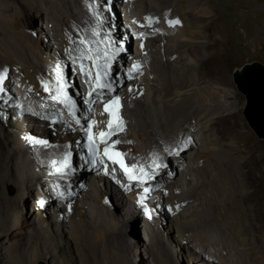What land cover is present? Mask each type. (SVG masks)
<instances>
[{"label": "bare ground", "instance_id": "obj_1", "mask_svg": "<svg viewBox=\"0 0 264 264\" xmlns=\"http://www.w3.org/2000/svg\"><path fill=\"white\" fill-rule=\"evenodd\" d=\"M217 4L216 0H137L135 10L140 14L125 13L128 18L124 22L120 13L114 16L109 0H0V72L4 73L0 82V246L4 247L0 264H35L36 259H44L39 252L42 244L57 257L61 254L63 261L53 263L47 256V264L64 263L68 255L57 248L65 249L68 241L62 243V239L70 238L76 240L78 250H83L77 242L79 235L100 240L83 246L91 249L90 253L99 252L95 264H125L118 236L123 233L139 240L134 234L142 220L127 196L120 197L122 204L115 202L111 211L99 205L105 192L101 191L97 203L98 189L88 188L82 198L86 203L78 205L69 230L66 224L63 231L55 228L51 216L43 219L42 211L61 201L65 205L83 189L78 183L86 181L87 176L73 167L66 170V175L53 174L51 161L63 156L62 149L22 142L12 129L13 117L4 110L16 104L35 117L71 122L77 111L85 115L84 110L94 108L96 100L103 102L115 93L113 83L121 68L130 79L144 81L148 99L153 102L146 107L145 98V104L128 109L121 134L124 145L134 147L130 159L138 166L136 174L142 167L151 179L129 182L125 174L105 175L110 182L118 179L122 187L113 183L122 190L151 183L171 184L177 179L166 203L168 217L172 213L175 221L151 227L144 224L150 246L132 250L139 257L138 264H147L143 254L151 256L149 264H176L164 253L167 241L177 247L178 255H189L187 264H264V146L243 130L241 105L235 89L230 88L229 77L236 19H228L226 12L217 17ZM34 15L37 18L33 19ZM146 17H152L153 22L149 24ZM110 19L117 21L112 24L118 32L108 23ZM176 19L180 24L170 26L168 21ZM37 25L45 29L39 32L41 37L51 42L49 55L42 50L43 39L34 35ZM249 32L248 24L239 31L243 39L250 38ZM126 34L128 44L124 47L120 39ZM132 34L136 39L151 38L154 49L147 59L138 62L137 70L126 60L127 54L123 57L127 50L136 53L130 48ZM116 35L120 38L113 41ZM258 36L251 41L254 43ZM76 73L82 79L83 92L80 86L65 82ZM97 73L100 84L110 87H97ZM56 96L59 99L53 98ZM65 96L70 102L64 100ZM59 127L64 125L60 123ZM68 137L75 136L66 133L50 140L56 143ZM179 149L183 150L177 154ZM181 182L183 190L176 196L174 187H180ZM10 184L14 195L7 193ZM108 195L115 200L111 192ZM40 201H44L43 207ZM88 201L89 212L82 214ZM34 209L38 210L41 227H34ZM104 209L109 211L108 216ZM124 216L134 220L127 223ZM119 226L123 227L121 232ZM133 243L136 247V240Z\"/></svg>", "mask_w": 264, "mask_h": 264}, {"label": "rangeland", "instance_id": "obj_2", "mask_svg": "<svg viewBox=\"0 0 264 264\" xmlns=\"http://www.w3.org/2000/svg\"><path fill=\"white\" fill-rule=\"evenodd\" d=\"M116 1H118V0H116ZM216 1L218 2L217 6L219 7V9L215 11V15L217 17L218 16H222V14L226 12V13H228V15H226V17L228 19L229 18L236 19L235 26L237 28L234 30L235 31V35L233 36V41L235 42V47H234V50H233L234 52H233L232 56L230 57L229 77H230V83H231L230 88L231 89H235L237 97L239 99V103L241 105V108H240V111H239V115H240L239 117L241 118L240 120H241V122L243 124V130L249 131L252 134V136L255 138V140H257L258 142H260L264 146V139H261V138H259L257 136V134L251 128V126L248 124V122H247V120H246V118L244 116V108H245V105H246V98H245V95L242 94L237 89L236 84H235V82L233 80V72H234V70L237 69V68H240L243 64H245L247 62H252V61H260V62L264 63V0H216ZM226 5H227V9H225ZM109 7H111V10L112 9L114 10V16H116L117 12H118V14L120 13V15H122V20L124 19L123 21L125 22V17H126L125 13H122L121 10L113 2H111L110 0H109ZM71 11H72L73 15L74 14L76 15V13L74 12L75 11L74 7H72ZM137 11H139V9L138 10H133L129 14H131L132 16L134 15V16L138 17V15L140 13H138ZM245 13H247V15H245ZM257 13L259 15L255 16V14H257ZM35 18H37V17L34 15L33 19H35ZM126 18H128V17H126ZM110 21H111V19L108 21V23ZM113 22L116 23L117 21L114 20ZM113 22H110L109 24H112ZM247 24L250 27V32L249 33H250L251 36H250V38L243 39L242 35L239 33V31L240 30L242 31V29L244 27L246 28ZM113 25H115V24H112V26ZM106 27H107V25H106ZM40 28L41 27L37 25V27H35L36 31H34V35H35V37L38 36V39H41L42 38L41 36H43V34H40L39 32H41V30L43 32L45 31V29H40ZM113 29L116 32H118V27L117 26H113ZM230 32L233 33V30H230ZM257 34L259 36L257 37L256 41L253 43L251 41V39L253 37L255 38V35H257ZM132 36H133V39H134L135 37H134L133 34H132ZM119 38H120V35H116V37L113 39V41L114 40L118 41ZM154 38H156V37H154ZM42 39H43L42 40V50L44 51V53L49 55V49L51 48V42H49V40L47 38H45V39L42 38ZM133 39H132V41H133ZM120 41H121V39H120ZM132 41H129L130 45H131ZM247 41L249 43H248L247 46H245V43ZM46 42L50 43V45L47 44ZM55 48L57 49V47H55ZM131 49L134 50V52H136V48L131 47ZM40 71H43V70H40ZM141 75L143 76V74H141ZM144 76H145V74H144ZM65 82H68L73 87L76 86V88L77 87L79 88V86H80V88H82V92H83V82H82V79L79 77V75H77V73H76V77H75V74H74V76H72L71 78L66 79ZM69 89H71V88L69 87ZM69 94H70V92H69ZM81 98H82V101L86 102V99H85L86 95L85 94H82ZM64 100H65V98H64ZM146 100H147L146 101V103H147L146 107H149V105H151L153 102H152V100L148 99V96H147ZM72 101H74V100H72ZM159 102L160 101H158L157 104H159ZM8 114L11 115L12 117H15V115H14L15 112L13 110H9ZM34 128H37V127L34 126ZM121 134H124V132L123 131H119L117 137H118V139L120 138L119 140L122 143H124L122 141V135ZM127 143L131 144L130 141L127 142ZM133 146H135V145H133ZM182 175H183V173H182ZM189 177H190V175H187L186 179H189ZM72 179H74L76 181L75 177H73ZM115 181L118 184V186H120V184L118 183L119 180L116 179ZM181 184H182V182H181ZM120 187H122V185ZM101 188H102V186H99V190H98L99 193L96 194L98 196V200H99V197L101 195V191H102ZM182 188H183V185H182ZM6 190H7V193L10 194V195H14L15 194V189H13L12 185L11 186L8 185L6 187ZM170 195H171V193H170ZM53 196L55 198H57V195H53ZM109 199H111V198H109ZM85 200H87V199H85ZM111 200H113V199H111ZM167 201H169V200H167ZM167 201H166V203H167ZM61 204H63L62 201L58 202V205H61ZM52 206H55V204L52 205ZM98 206H95L94 208L97 209V210H100V208ZM100 207H101V205H100ZM37 211L38 210H36V209H34L32 211V221L34 220V227L35 226L36 227H41L42 225L38 221V218H37L38 217V212ZM48 211H49L48 208H44V212H46V214L49 217L50 214H49ZM103 212H104L105 216L109 215V211L108 210L104 209ZM166 213H167V211L165 212V216H166V220L167 221L166 220H165V222L162 221V223H164L165 225H168L169 223L175 221L176 217H174L172 219L171 218L169 219L168 213L167 214ZM114 218H116V217L114 216ZM124 218H125V221L127 223H130V222H132L134 220L132 218L125 217V216H124ZM79 219H80V217L77 216V220H79ZM50 221H51V219H50ZM119 221L120 220H118V222ZM9 222L10 223L12 222V218L9 219ZM53 223H54V221L52 220V224ZM162 223H161V225H162ZM138 225H139V228H138L139 230H136V234H134L139 239V240H137L134 237L136 242H137L136 243V247L133 246V244H134L133 242L135 240L131 239V235H128V234L124 235L123 233H120V235L118 236L119 239L121 240V244H122L121 248H120L121 259H122V261L125 264H138L139 257L133 255V251L132 250L134 248L136 250V249H139V247L141 248V246H144V247L147 246V245L150 246V244H149L150 240L147 237H145L144 224H143L142 220L140 221V223L138 221ZM146 226L147 227H151V224L146 225ZM69 227H70V223L66 224V228L68 230H69ZM118 228H119L118 230H120V232H121L123 227L119 226ZM176 228H177V226L174 225V229H176ZM161 229H162V227H161ZM60 231H63V228L60 229ZM166 231H168V230L166 229ZM171 231L172 230H170L169 232H171ZM68 233L65 232V234H68ZM77 239H78L77 242L81 245L83 250H78L76 248V246H75L76 245V240H73V239H70V238L62 239L63 240L62 243H65L66 241H68V243L65 244L67 246L65 247V249H63V247L62 248L60 247V248H57V249H58V252L66 253V257L68 255V258L66 260H64V263H61V264H73V262H74V264H84V263L85 264H95V260L97 259V257H100L99 252L97 254L90 253L91 249H89V248L85 249L83 246L84 245H89V244L94 245L95 243H98L100 240L98 238L94 237V236L92 238H88V237H85L83 235H79L77 237ZM24 241L25 240H23V241L20 240V243L21 244H25V242L29 241V239H26L25 242ZM171 242L172 241H167L166 245L164 246V251H165L164 253L167 256V258L170 259V257H172V259L174 260V262L176 264H187L186 261H187V258L189 257V255H187V256H183L182 255L183 257L181 255H178L179 252L176 253L177 252V247L175 245L173 246ZM1 244L2 243H0V245ZM139 244H141V245H139ZM3 245H5V244H3ZM68 245L70 247H68ZM1 249H2V254H3L4 247L0 246V250ZM39 252H40V254H42L44 256V259H36L35 260V264H38L41 261L44 264H47V262L45 260V257L47 259V256L51 257V261L53 263H55L56 260H58L59 262H63L61 260V254L58 255V257H57V254L55 252H53L51 250L48 251V249L45 248V246L43 244H42V247H41ZM147 255H148V257H147ZM147 255L143 254L142 260L144 262H146L147 264H149V263H151V256L149 254H147ZM200 257H201L200 255L197 256V258H200ZM74 258H77V260L78 259H80V260H78V262H76V260L75 261L73 260ZM81 259L84 261V263H83V261H81ZM50 264H51V262H50Z\"/></svg>", "mask_w": 264, "mask_h": 264}, {"label": "snow or ice", "instance_id": "obj_3", "mask_svg": "<svg viewBox=\"0 0 264 264\" xmlns=\"http://www.w3.org/2000/svg\"><path fill=\"white\" fill-rule=\"evenodd\" d=\"M145 19L149 22V24H151L153 22V18L152 17H146ZM168 23H169L170 26H175V25L180 24V20L179 19L169 20ZM88 58L92 59V57H88ZM81 67L83 68V65H81ZM57 68L59 69V65H57ZM138 68H139V65H134L133 66L134 70H137ZM106 74L107 73L105 72V75ZM3 79H4V73L0 72V82H2ZM96 79H97V87L98 88L110 87L109 85L100 84V82H99L100 79H101L100 73H97ZM44 87H45V91L49 90L46 84H44ZM2 90L3 89H0V91H2ZM53 98L54 99H59V96H56V97H53ZM119 100H120V97L116 96L113 100L108 101L107 103H105V109L104 110H105V112H108L110 114V116H114L115 121H116V127L113 128V120L110 119L109 120V124H108V127H109L110 131L108 133H105V132H101L100 133V136L103 138L101 140L102 143L107 144L108 143V139L107 138H110L112 135H115L117 133V131H123V120L119 116V107H120ZM65 101L70 102V99L67 96H65ZM113 105L115 106L114 108L112 107ZM77 123L79 124L80 121L77 120ZM91 128H92V124L89 123L87 129H85V131L89 133V140L93 139L92 135H91ZM28 139H31L35 143H38V144H42V145H46L47 144V141L37 140L36 138L29 137ZM118 142L119 141H114L113 143H118ZM93 144H94V142H93ZM185 146H186V144H185ZM180 150H183V149H179L177 154H179ZM105 155H108L110 159L114 160V162L119 163L120 167L124 170V174L127 177L129 182H132L134 180L143 182L145 177H147L148 179H151V176L148 173H146L142 167L139 169V175H137L136 174V169H137L138 166L135 165V164H132V165L129 166L123 159V155H124L123 153L115 152L113 154H109L108 149L105 148ZM67 157H68V154H66L65 157L62 160H59V161L58 160H52L51 161V164H52L53 168L55 169L53 174H60V175H66L67 174L66 170L69 168V164L67 162ZM149 190L150 189L147 188V187L144 188V192L145 193H148ZM61 195H63V193H61ZM39 203H40L41 207L44 206V201H40ZM138 203L143 204L144 203V198L142 197L138 201ZM144 210H145L146 213H149V209L146 206H145Z\"/></svg>", "mask_w": 264, "mask_h": 264}, {"label": "water", "instance_id": "obj_4", "mask_svg": "<svg viewBox=\"0 0 264 264\" xmlns=\"http://www.w3.org/2000/svg\"><path fill=\"white\" fill-rule=\"evenodd\" d=\"M233 80L245 95L244 116L248 124L259 138L264 139V63L252 61L243 64L234 70Z\"/></svg>", "mask_w": 264, "mask_h": 264}, {"label": "clouds", "instance_id": "obj_5", "mask_svg": "<svg viewBox=\"0 0 264 264\" xmlns=\"http://www.w3.org/2000/svg\"><path fill=\"white\" fill-rule=\"evenodd\" d=\"M110 1L113 2L115 5L119 6V7H120V10H121L122 13H130L131 11L135 10V8H136V2L134 3V6L130 8V7L128 6V3H127L126 0H120V1L110 0ZM136 1H137V0H136ZM139 216H140V215H139ZM140 217L142 218V222H143V224L148 223V224H151V225H155V224L157 225V224L162 223L161 220H157V221L155 222V224H152L151 222L147 221L146 218H143V216H140ZM130 218H131V217H130ZM170 218L172 219V218H174V217H171V216H170ZM165 220H166V219H165ZM165 220H164V222H165Z\"/></svg>", "mask_w": 264, "mask_h": 264}]
</instances>
